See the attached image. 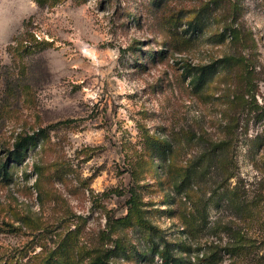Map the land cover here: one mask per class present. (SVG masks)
Listing matches in <instances>:
<instances>
[{
    "label": "rangeland",
    "instance_id": "rangeland-1",
    "mask_svg": "<svg viewBox=\"0 0 264 264\" xmlns=\"http://www.w3.org/2000/svg\"><path fill=\"white\" fill-rule=\"evenodd\" d=\"M0 167V264H264V0H0Z\"/></svg>",
    "mask_w": 264,
    "mask_h": 264
},
{
    "label": "trees",
    "instance_id": "trees-1",
    "mask_svg": "<svg viewBox=\"0 0 264 264\" xmlns=\"http://www.w3.org/2000/svg\"><path fill=\"white\" fill-rule=\"evenodd\" d=\"M202 70L208 69V67H203L201 68ZM205 75H200V77L198 78V84H200L203 80V77ZM36 142V137L35 136H26L24 138H22L21 140H19L16 143V149L14 152L11 153V158L15 161L18 162L22 159L24 152L33 144H35ZM1 168V167H0ZM4 171V175L7 174L8 170H7V165L3 164L2 168ZM133 197H135V194L133 195ZM110 257V252H107L106 254L99 256L95 259L94 262H92L91 264H107V260ZM170 260L169 258H165V262L164 264H169Z\"/></svg>",
    "mask_w": 264,
    "mask_h": 264
}]
</instances>
